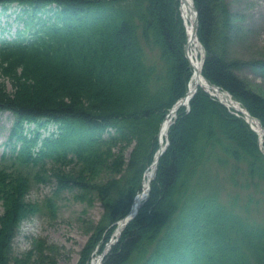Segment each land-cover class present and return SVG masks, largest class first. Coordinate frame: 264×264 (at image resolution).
Returning a JSON list of instances; mask_svg holds the SVG:
<instances>
[{"label": "trees", "instance_id": "16d2710c", "mask_svg": "<svg viewBox=\"0 0 264 264\" xmlns=\"http://www.w3.org/2000/svg\"><path fill=\"white\" fill-rule=\"evenodd\" d=\"M194 2L203 74L264 126V96L236 72L251 65L264 76V59L229 57L237 24L226 0ZM13 5L23 25L0 37V110L15 115L7 143L18 167L0 169V264H13L17 229L40 210L26 200L31 178L24 170L31 166L52 165L58 190L98 192L106 207L97 226L103 249L142 190L161 124L192 75L180 2L0 0L4 11ZM147 47L159 52L160 66L149 62ZM190 104L170 127L148 199L103 264H264V222L241 216L237 196L222 202L217 182L209 181L214 163L230 158L248 165L243 181L232 175L234 185L264 180L259 136L202 88ZM102 174L107 178L97 182ZM92 242L77 264H87Z\"/></svg>", "mask_w": 264, "mask_h": 264}, {"label": "rangeland", "instance_id": "374dc122", "mask_svg": "<svg viewBox=\"0 0 264 264\" xmlns=\"http://www.w3.org/2000/svg\"><path fill=\"white\" fill-rule=\"evenodd\" d=\"M226 3L233 11L237 24L229 57L246 63L264 59V0H226ZM20 10L17 5L7 11L0 9V36L4 33L8 38L13 37L16 30L22 27L23 23L17 18ZM158 53L147 47L149 62L160 66ZM236 72L252 89L264 96V76L258 70L251 65H244ZM14 122L15 115L11 111L0 110V169L15 170L18 167L11 156L12 145L7 143ZM133 148L134 145L126 150L127 161ZM5 152L8 154L3 157ZM236 162L230 158L225 165L214 163L209 181L217 182L222 202L230 205L233 196H237L235 206L241 216L264 222V180L257 179V182H250L247 187L234 185L231 180L233 174L242 181L248 175L247 163L239 162V165ZM51 168L52 165L43 170L31 166L24 170L31 178L26 200L37 203L40 210L21 221L13 239L10 253L12 263L77 264L85 248L94 240L92 243H96V247L87 262L90 264L94 255L102 251L103 240L97 242V226L105 213V203L96 191L83 192L77 187L58 190ZM102 175H99L97 182L107 178V175ZM3 212L4 205L0 199V215Z\"/></svg>", "mask_w": 264, "mask_h": 264}, {"label": "bare ground", "instance_id": "6f19581e", "mask_svg": "<svg viewBox=\"0 0 264 264\" xmlns=\"http://www.w3.org/2000/svg\"><path fill=\"white\" fill-rule=\"evenodd\" d=\"M180 1V11L183 16L184 22L187 28V44H186V52L188 57L192 62L193 74L187 86V94L180 101L182 104H187L190 96L194 94L198 87H203L208 89L214 96H216L219 100L227 104L232 110L236 112L245 111L243 105L236 101L230 94L224 92L220 89H217L215 86L210 83L202 73V60L204 55L203 47L197 38L196 34V10L193 0H179ZM179 103L174 106L171 111L168 113L166 118L164 119L160 132H159V149L155 154L153 163L150 165L149 169L145 172V176L143 179L142 190L136 196L133 207L130 213H134L143 201L146 199L149 188L151 186V182L154 178L156 167H157V157L160 154V151L164 149L166 140L168 138V134L170 131V127L172 125L173 119L178 111ZM251 124L258 130L260 136L264 139V127L260 123L257 118L251 119ZM127 224V219L124 218L120 220L116 226L114 232V238L120 236L122 230L125 228ZM104 255L97 253L92 258L90 264H101L103 262Z\"/></svg>", "mask_w": 264, "mask_h": 264}, {"label": "water", "instance_id": "95a60500", "mask_svg": "<svg viewBox=\"0 0 264 264\" xmlns=\"http://www.w3.org/2000/svg\"><path fill=\"white\" fill-rule=\"evenodd\" d=\"M195 10H196V16H197V18H196V32H197V31H198V26H199V17H198V11H197L196 7H195ZM185 54H186V56L188 57L187 52H186V46H185ZM188 58H189V57H188ZM189 59H190V58H189ZM190 61H191V60H190ZM203 62H204V59H203ZM203 62H202V63H203ZM205 78H206V77H205ZM206 79H207V78H206ZM207 80H208V79H207ZM212 85L215 86L217 89H220V90H221L220 86H218V85H216V84H212ZM197 90H198V89H196V91L194 92V94H193L192 96H190L188 102H190V100H191L192 97L195 95V93L197 92ZM206 90H207V89H206ZM207 91H208V90H207ZM181 99H182V98H181ZM181 99L178 100V102L176 103V105L179 103L178 107H181L182 105H186V104H182V103H180ZM242 112L246 115V117H247V121L250 123L251 127H252L255 131L258 132V130H257L256 128H254L253 125L251 124V119L253 118V116H251L250 113H249L248 111H242ZM259 121H260V120H259ZM260 122H261V121H260ZM167 146H168V142H166V145H165L164 149H162V150L160 151V154H159L158 157H157V167H158L159 159H160L161 155L165 152ZM157 167H156V171H157ZM155 175H156V172H155ZM137 212H138V209H137L133 214H132V213H129V214L127 215L126 219H127L128 221L131 220V219L137 214ZM116 241H118V239H114V240H112V241L110 242V244L115 243ZM108 245H109V244H108Z\"/></svg>", "mask_w": 264, "mask_h": 264}]
</instances>
